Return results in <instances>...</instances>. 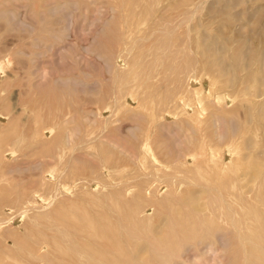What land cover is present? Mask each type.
<instances>
[{
    "label": "rangeland",
    "instance_id": "1",
    "mask_svg": "<svg viewBox=\"0 0 264 264\" xmlns=\"http://www.w3.org/2000/svg\"><path fill=\"white\" fill-rule=\"evenodd\" d=\"M263 68L264 0H0V264H76L117 231L136 264H255L217 206L264 147ZM197 203L220 232L156 246Z\"/></svg>",
    "mask_w": 264,
    "mask_h": 264
},
{
    "label": "bare ground",
    "instance_id": "2",
    "mask_svg": "<svg viewBox=\"0 0 264 264\" xmlns=\"http://www.w3.org/2000/svg\"><path fill=\"white\" fill-rule=\"evenodd\" d=\"M150 12L152 13L153 9ZM60 39H61V37H60ZM252 71H253V69H252ZM250 74H248V76H250ZM206 77H208V74ZM215 81H216V79H215ZM247 87H248V85H246V88ZM123 90H122V92H123ZM147 91L149 92L148 89H147ZM259 91H261V90L259 89ZM145 93H146V91H145ZM259 93L260 92H258V95H259ZM146 95H147V93H146ZM143 97H145V95ZM181 97H183V96L181 95ZM259 97H261V95ZM178 99H180V96L178 97ZM114 102H115V100H114ZM118 103H121V102L119 101ZM126 105H128V103ZM136 106H139V104ZM236 109L238 110L239 108L237 107ZM236 109L233 111H236ZM262 109L264 110V104H263V108H261L260 111ZM178 110H179V108H178ZM227 110H229V109H227ZM231 112H232V110H230V113ZM179 114H180V112H179ZM90 115H92V114H90ZM234 115H235V117L237 116L236 114H234ZM249 115H250V111H249ZM261 115L263 116V114H261ZM132 116H134V115H132ZM198 116H200V115H198ZM71 117H73V115ZM152 117L153 116H151V118ZM136 118H137V116H136ZM221 118H219V119H221ZM249 118H251V117L249 116ZM234 119L235 118L234 117L231 118V116H229L226 119L228 124H229L228 142L230 144H234L236 142V140H238V139H235V134H234L235 131L233 129L236 126V124L232 125V122L234 123ZM213 120H214V118H213ZM249 120H251V119H249ZM236 121H237V119H236ZM94 122L95 121H93V123ZM232 126H234V127H232ZM190 128H192V127H190ZM73 129L75 130V127ZM73 129H72V131H73ZM66 132H67V130H66ZM248 132H249V129L244 128V126H243L242 133H241L242 136H244L245 134H248ZM107 134H109V133H107ZM192 134H194V133H192ZM153 136H154V134H153ZM74 137H76V136H74ZM66 138H67V136H66ZM81 139H80V141H81ZM69 141L70 140H68V143H69ZM93 141H94V139H93ZM8 143H9V141H8ZM66 143H67V141H66ZM248 143H249V141H248ZM84 144H86V143H84ZM239 145H238V147H239ZM252 147L253 148L249 152H245V149L241 150V148L238 151L239 156H241V157L239 158V160L235 166L236 170L235 171H229L225 175V208L222 209L218 206H217V208H219L220 211L225 214V217L227 218V221H228L230 227L232 228L234 235L238 236L242 242H246L248 244V251L251 253V255H253L252 256L253 262L255 264H264V147H259V145L257 146V144H255ZM127 152H129V151H127ZM260 155L262 157H260ZM233 159L235 160V158H233ZM230 161H232V160H230ZM175 162H177V161H175ZM181 163L182 162H180V164ZM183 164H185V163H183ZM230 167H232V166H230ZM227 169L229 170V168H227ZM230 169H232V168H230ZM64 172H65V170H64ZM148 176L146 175V178ZM148 189L149 188H147V189L145 188L143 191H141L143 194L140 193V194H138V196L135 197L134 202H136V204H139V201H142L143 197H145L147 200L150 199L151 201H154V203L156 201H158V200H156V199H158L157 198V191H153V190L148 191ZM56 193H54V194H56ZM208 195H210V194H208ZM114 197H115V195H112V194L110 196L108 195V199H110V200H113ZM186 197H187V195H186ZM197 199H200V198H197ZM52 201H53V199H52ZM166 201H168V202L177 201V198L174 197L172 193H168V196L165 199V202ZM161 202H159L158 205H160ZM150 204H153V202ZM18 205H20V204H18ZM191 206H185V207H183V209H181L180 212L178 211V212H176L170 216L171 221L169 219V223H170L169 228L171 230H170V232L165 233V236L164 235L161 236V238L153 237V239H155L154 242L156 243V246L164 248V249H172L175 251L177 249V247L172 244V240L170 238L171 234L173 236L182 237L184 239V241H194V243H196L195 241H197L198 239H201V241H202V239L203 240L206 239L205 236L210 235L211 233L214 234L215 232H218V231L220 232V230L222 229V224L220 222H218L216 219V215L219 216L221 214L220 211H215V208H211V207H209V205H207L205 203H197L195 205L194 209L191 208ZM148 207H150V206H148ZM148 207L144 206L143 209H147ZM184 209H188V212H187V210H184ZM189 209H193V210H189ZM20 210L24 211L25 209L23 210V208H22ZM178 210H180V209H178ZM83 219L86 221L85 222L86 223L85 230H88L89 228L90 229L93 228L91 225L95 224V222L91 223L89 218L86 216H83ZM2 221H3V219H2ZM119 223H124V217L120 218ZM110 228L112 230L114 229L112 225L110 226ZM130 233H133L139 237L137 230H128L126 232L127 235H129ZM120 234L121 233L119 231L114 232L112 234H105L103 232L101 234H97V232H96L93 235L94 236V242L93 243H91V244H89L88 242L84 243L82 245L83 248H80L79 252H78V249L75 250V253H77V255H75V257L77 258L76 264H136L135 262L130 260L132 258L131 256H129L127 253L123 252L125 244L118 243L116 241V240H118V238H120ZM153 239H151V240H153ZM180 244L181 243H179V245ZM221 244H223V242ZM99 248H102V250H98ZM143 250H141V251H143ZM37 253H38V251H37ZM136 257H138V256H136ZM137 264H148V263L145 260V258H141L137 262Z\"/></svg>",
    "mask_w": 264,
    "mask_h": 264
}]
</instances>
